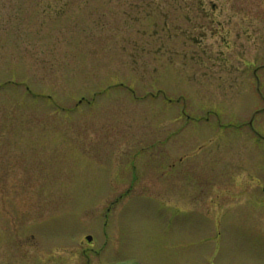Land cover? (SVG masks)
I'll return each mask as SVG.
<instances>
[{
  "label": "rangeland",
  "instance_id": "obj_1",
  "mask_svg": "<svg viewBox=\"0 0 264 264\" xmlns=\"http://www.w3.org/2000/svg\"><path fill=\"white\" fill-rule=\"evenodd\" d=\"M117 262L264 264V0H0V264Z\"/></svg>",
  "mask_w": 264,
  "mask_h": 264
},
{
  "label": "water",
  "instance_id": "obj_2",
  "mask_svg": "<svg viewBox=\"0 0 264 264\" xmlns=\"http://www.w3.org/2000/svg\"><path fill=\"white\" fill-rule=\"evenodd\" d=\"M86 240H87V241H90V240H91V237H89V236L86 237Z\"/></svg>",
  "mask_w": 264,
  "mask_h": 264
}]
</instances>
